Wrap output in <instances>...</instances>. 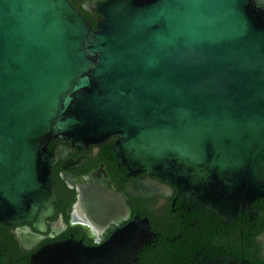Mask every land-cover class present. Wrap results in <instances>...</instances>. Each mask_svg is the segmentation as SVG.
Segmentation results:
<instances>
[{"label": "water", "instance_id": "water-1", "mask_svg": "<svg viewBox=\"0 0 264 264\" xmlns=\"http://www.w3.org/2000/svg\"><path fill=\"white\" fill-rule=\"evenodd\" d=\"M0 0V226L24 248L53 213L52 152L116 138L124 174L231 223L264 200V0ZM160 181H166V184ZM252 219V217H250ZM30 241L28 244L27 242ZM113 238L31 264H121ZM6 261L0 251V264Z\"/></svg>", "mask_w": 264, "mask_h": 264}, {"label": "flooded vegetation", "instance_id": "flooded-vegetation-1", "mask_svg": "<svg viewBox=\"0 0 264 264\" xmlns=\"http://www.w3.org/2000/svg\"><path fill=\"white\" fill-rule=\"evenodd\" d=\"M103 1L70 0L94 30L102 19L94 9ZM115 141L79 152L61 144L52 152L53 213L42 231L25 224L39 237L29 248L16 227L0 226L4 264H31L51 245L92 249L113 238L126 249L121 264H264L263 199L250 204L252 216L239 210L231 223L216 221L172 190L155 194V177L126 176L109 151Z\"/></svg>", "mask_w": 264, "mask_h": 264}]
</instances>
